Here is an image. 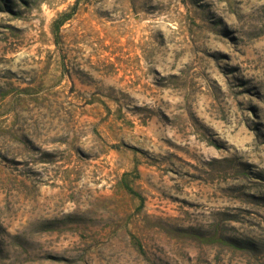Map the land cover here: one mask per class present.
<instances>
[{"label":"rangeland","instance_id":"rangeland-1","mask_svg":"<svg viewBox=\"0 0 264 264\" xmlns=\"http://www.w3.org/2000/svg\"><path fill=\"white\" fill-rule=\"evenodd\" d=\"M0 264H264V0H0Z\"/></svg>","mask_w":264,"mask_h":264}]
</instances>
